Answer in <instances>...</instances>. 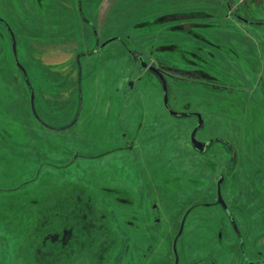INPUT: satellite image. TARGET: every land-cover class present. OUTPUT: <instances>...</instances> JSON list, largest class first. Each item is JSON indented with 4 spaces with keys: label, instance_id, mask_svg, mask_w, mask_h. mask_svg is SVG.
Returning <instances> with one entry per match:
<instances>
[{
    "label": "rangeland",
    "instance_id": "rangeland-1",
    "mask_svg": "<svg viewBox=\"0 0 264 264\" xmlns=\"http://www.w3.org/2000/svg\"><path fill=\"white\" fill-rule=\"evenodd\" d=\"M25 1L29 8L23 7L22 0H0V135L6 140V150L0 149V264H146L145 258L152 251L153 263H161L164 243L156 251L155 234L153 249L145 254L150 232L143 212L148 208L150 189L157 185L163 188L162 215L172 223L175 214L180 210V217L191 202L212 198L210 182L214 183L217 167L222 164L221 171L226 174L224 194L236 196L233 188L239 181L235 176L229 178L232 173L242 174L243 183L249 187V211L244 213L248 216L246 248L249 253L253 248L260 249L264 256V186L260 182L264 175V0ZM66 2L72 9L65 6ZM6 21L14 29L16 53L13 31ZM49 47L52 52L47 56ZM73 47L80 76V67L83 70L84 101L81 97L77 103L73 95L69 97L68 114L59 113L68 94L64 95L66 89L61 88L58 69L48 74L50 64L39 60L50 62L57 54V61H62ZM135 53L143 62L164 65L180 77H191V71L204 69L196 74L200 76L197 84L170 79L169 104L179 111L197 110L198 103L209 110L206 105L211 101L215 116L212 121V116L207 118L208 126L201 128L198 136L206 132V136L230 141L237 153L236 166L231 167V149L220 139L199 155L188 146L196 118H176L168 112L163 84L135 62ZM209 53L215 60L211 64L201 60ZM20 62L28 67L34 82V104L43 119L41 131L49 122L51 126L62 125L60 133L52 134L50 129L41 132V150L51 152L52 146L58 149L55 157L40 158L31 169L23 168L20 157L25 159L28 153L31 157V152L26 151L21 136L16 138L31 127L27 118H33L30 89L19 85L16 76V64ZM34 64L39 67L35 73ZM205 73L215 74L220 82L232 77L236 83L229 82L231 87L226 91L201 87L199 81L207 76ZM50 82L52 86L57 84L48 89L55 100L45 106L39 87L47 88ZM117 99L125 103L123 116L132 120L126 125L130 136L142 147V155L146 154L140 166L152 162L153 156L158 158L143 168L137 165L133 178L131 167L130 182L124 156L108 152L113 139L108 129H117V118L122 115V109L113 110ZM40 106L47 107L46 113ZM139 119L142 126L137 124ZM168 124L170 129L181 131L186 146L179 148L174 132L167 137V128L161 130ZM123 130L121 126L119 132ZM163 144L168 146V158L161 165L157 164L161 160L158 149ZM103 150L105 155L101 154ZM193 154L198 162L193 163ZM110 202L120 219H126L125 224L135 220L142 227H119V220L109 210ZM232 202L236 206L237 201ZM101 212L106 216L100 219ZM198 212H214L217 221L223 217L214 205H199L191 211ZM83 214L87 216L82 218ZM71 226L74 236L64 244L63 232ZM216 228L197 231L186 225L180 243H190L194 257L200 259L205 256L203 242L216 240ZM171 231L165 235L169 243L176 234V230ZM56 234H60L57 240L53 237ZM234 234L225 228L222 240L233 243ZM218 253L219 264H233L238 257L225 244L220 245Z\"/></svg>",
    "mask_w": 264,
    "mask_h": 264
},
{
    "label": "flooded vegetation",
    "instance_id": "flooded-vegetation-1",
    "mask_svg": "<svg viewBox=\"0 0 264 264\" xmlns=\"http://www.w3.org/2000/svg\"><path fill=\"white\" fill-rule=\"evenodd\" d=\"M67 3V2H66ZM232 2H230L231 4ZM67 8H69L67 6ZM233 8V7H231ZM71 9V8H70ZM234 8L232 10V12H234ZM242 20H244L243 17H240ZM0 19H2L0 17ZM3 20V19H2ZM8 24V27L12 28V31L14 33V29L13 27L10 25L9 21H6ZM251 24H256L259 25L258 22H254V21H249ZM15 35V34H14ZM231 40V39H230ZM90 53V51L88 52ZM84 55V54H83ZM86 55V54H85ZM82 56V55H81ZM79 57V56H78ZM133 57V56H132ZM133 59L135 60V62L138 64H141V66H143L145 68V71H151L152 73H154L158 79L160 80V82L163 84L164 86V82H166V84H169L170 79L172 80H182L185 79L187 81H189L190 83L193 82V84H197V77H200L196 74H199L202 70H194L191 72H194V76L191 77H186V76H182L180 77V75H176L172 70L167 69V67H165L164 65H155L152 62H143L142 58L139 57V55H137V53H135V56L133 57ZM204 62H209L211 64V62L215 61L213 58L212 53L204 54L203 58L201 59ZM20 61V60H19ZM18 61V62H19ZM80 61V59H79ZM142 62V63H141ZM21 63V62H20ZM17 63L16 64V68L18 69L20 75L22 76V78L24 79L23 83L26 85V87H28L30 89V98L32 97V91H34L35 94V87H34V82H32V80L30 79L29 76V69L28 67H26L23 63ZM76 63H77V59H76ZM79 63H78V69H79ZM33 70H36L37 65H33ZM26 71V72H25ZM79 72V71H78ZM207 76H201V81H199L202 86L201 87H209L214 89V88H219L222 91H226L229 90V82L234 84L236 83L235 80L232 77H226L227 82H223V81H218L215 80V78H217V76L214 74L213 76L211 75V73H205ZM140 78H143L142 76ZM179 78V79H177ZM81 80L82 77L80 78ZM223 80V79H220ZM233 80V81H231ZM239 80V79H238ZM131 85L133 86L134 84L131 82ZM36 97V96H35ZM165 102V99H164ZM202 101H200L201 103ZM115 104L117 105L116 107H113V110H120L122 109V115L121 113L119 114V118H117V129H113V130H109L108 129V134L111 135L113 137V139L111 140V150H109L108 152H118L119 154H122L124 156V160L123 162L129 165V172L130 174L128 175L129 178V182L131 179V167H132V178H133V169L136 168L137 165H139L140 168H143L144 166L147 165H151L152 162H154V158L158 159L157 156H153L152 157V162H148L146 161L145 165H142V160L145 158V155H142L141 152V146L140 144H137L136 139L132 136H130L127 127L129 123H132L131 119H126L123 115V111H124V104H120V100L117 99L115 101ZM128 104V103H127ZM126 104V107H127ZM166 104V108L168 110V112L176 117V118H181V117H186V116H193L194 118H196V125L192 128V130H194L197 127V131H196V139L200 142L203 143V148L201 149L198 146H195V144L192 141V134L190 136V139L188 138L191 148L194 150H197L195 153H198L200 151H206L209 146L212 144V142L216 139H220L216 138V135H212L209 134L208 136H206V132L204 133V135L202 136H198V132L201 130V128L208 126L207 124V118H211V121L213 119L214 113L213 111H211V101H208L207 105L209 107V110H207L205 107H201L199 105V103L197 104V110L196 109H189L188 111H179L177 109H172V107L169 104V101ZM205 104V103H204ZM203 108V109H202ZM36 109V108H35ZM37 110V109H36ZM32 111L34 113L33 107H32ZM38 113V111H37ZM39 114V113H38ZM35 114V117L37 118V120L39 121V123L42 124V117L40 116V114ZM122 116L124 118V123H123V119ZM121 117V119H120ZM140 123L142 126V121L139 119L137 124ZM70 124V123H69ZM136 124V125H137ZM211 124V122H210ZM44 125V124H43ZM47 125V124H45ZM127 125V127H126ZM122 126V128L124 129L122 132H119V128ZM167 130L165 132H168L166 134L167 137L171 136V133L174 132V136L178 138V144H179V148H183L185 144V141H181V131H179V129H174L171 128L169 124L162 128L161 130L166 129ZM207 129V128H206ZM205 129V130H206ZM191 130V133H192ZM129 135V136H128ZM220 141L224 142L225 144L228 145V147L231 149V155L230 158H232V166L234 165L236 166L237 164L234 163V160H237V153L235 151V146L229 141L227 142L225 138L220 139ZM102 143H104V140H101ZM234 149V150H233ZM159 152V157H160V162H158L157 164H161L162 165V161H164L165 158H168V146H165L164 144L161 146L160 149H158ZM193 152V151H192ZM102 155H105L106 152H104V150L101 153ZM148 158V157H147ZM192 161L193 163H195L196 161L198 162V158L195 154H193L192 156ZM262 159L264 160V153L262 154ZM120 160V159H119ZM137 162L139 164H137ZM237 162V161H236ZM228 160L225 161L224 164H227ZM264 163V161H263ZM56 164V163H55ZM118 164V173H120L121 171V165L120 162L117 161ZM60 165V166H59ZM59 165H55V166H59L61 167L62 162H59ZM223 165V164H222ZM222 165H220V167H217V171L215 173H218L217 176H215L214 179V183H212V181L210 182V187H211V191L213 192V196L210 200H204V201H199L198 204H196V201H193L189 204V206L181 213L180 217L178 215V211L174 218L172 219V223H168L163 217L162 215V208L161 205H163V188H160V186H155L153 188L150 189V192L148 194V201L149 204L147 205L148 208H146V210H142L141 213L143 212L144 217H146L148 219V225H146L148 232H150V235L148 237V240L145 243V254L147 255L149 251H151L153 249V234H155V237L158 236L157 238V246H156V251L157 249H159L158 247L160 245H163V247L161 248V255H160V260L161 263H153V251L151 252L150 256L148 258H145L146 264H149L150 262H152V264H219L218 260H216L217 258V253H218V248L220 247L221 244H225L227 247H229L231 253L236 252V254L238 255V257L234 260L233 264H264V256H263V252L260 249H255L253 248L252 252L249 253L247 251L246 248V238L248 237V231L246 228V220L248 219V216H246L244 213H246V211L248 210V197H249V187L247 185H245L244 179L242 177V174H237V173H232L230 174L229 178L231 179V176H235L239 183H235L234 184V190L236 193L235 197H230L229 194H224L223 190H222V183L226 180V174L225 171H221ZM260 182H263V186H264V175L261 176L260 178ZM219 187L221 190V195H222V200H220V194H219ZM238 187V188H237ZM129 189L132 190L131 185L128 186ZM156 190V195L153 194V190ZM237 201L236 206H234L232 201ZM126 201V200H124ZM111 208L109 209L113 215L115 216V218H117V220H119V227L121 228H128L130 230H135V229H140L142 227L141 224H139L138 222H136L135 220H132L131 223H126L125 224V220H121L119 217V211H117L115 209V207L113 206V203L110 202ZM199 205H205V206H210L212 207V205L215 206V208H218L221 210V212L223 213V217L217 221L214 212H198V213H191V211L199 206ZM249 211V210H248ZM159 214H161V216H159ZM86 214L82 215V218L86 217ZM106 216L105 212H101L99 215V218H104ZM179 220L177 222V226L175 228L172 229V224L178 219ZM151 218H153L151 220ZM104 221V220H103ZM124 224H123V223ZM263 222V217L261 218V223ZM102 226H104V222H102L101 224ZM189 225L192 227V229L197 230V231H203L205 229H208L210 227H217L216 228V240L215 241H204L203 242V251L205 256L201 257L200 259H197V257H194L193 251H192V246L190 243H183L181 244L180 242V237L183 234V231L185 229V226ZM83 227H88L83 226ZM253 227L252 224H250V228ZM227 228L231 231H233L234 237H235V242L233 243H228V242H224L222 240V235H223V230ZM253 229V228H251ZM171 231V233L176 230V234L175 236L172 238L171 243L168 242V239L165 238V235L167 234V231ZM220 230V231H219ZM219 231V232H218ZM64 244L69 243L70 239L73 238L74 236V227H67L64 232ZM55 240L60 238V234H56L53 236ZM67 240V241H66ZM135 243V242H133ZM207 248V251H205V249ZM219 254V253H218ZM145 255V256H146ZM208 258V259H207ZM151 260V261H150ZM149 262V263H148ZM221 264V262H220Z\"/></svg>",
    "mask_w": 264,
    "mask_h": 264
},
{
    "label": "crops",
    "instance_id": "crops-1",
    "mask_svg": "<svg viewBox=\"0 0 264 264\" xmlns=\"http://www.w3.org/2000/svg\"><path fill=\"white\" fill-rule=\"evenodd\" d=\"M212 1H215V0H212ZM218 1H221V2L223 1V3L227 2V0H218ZM228 2L230 3L231 1H228ZM22 3L24 4L23 7L29 8V6L26 5V4H28L27 1L22 0ZM65 6H68L71 9L73 7L68 2L66 3ZM15 39H16V37H15ZM16 44H17V40H16ZM48 44H49V46L52 45V43H48ZM55 44H61V43L57 42ZM98 47H99V42H98ZM46 49H50V52L48 54H46L48 56L52 52V49L50 47L46 48ZM75 54H74V47H73L72 49L69 48V52L64 55V60H62V61H60V60L57 61L58 60L57 59L58 58L57 54L52 55V57L55 58V59L51 60L50 62L45 61L43 57H42L43 60H39V61H42L43 64L44 63H49L50 64L51 67L48 68V72H47L48 74H50L52 72H56V70L58 69L57 72H58L59 77L61 78V84L63 83L61 88H65L66 89L64 91V95L68 94V96H66V97H64L62 99V105L58 108V112L59 113H67L68 114V112H67L68 111V107L67 106H68V104H70L69 103V101H70L69 97L72 98V96L74 95L75 98L77 99V103L79 101H81V97H83V88H82L83 80L80 79V77H82V79H84L83 70H82V67H80L81 68V76H80V72H78L79 69L77 67L78 65L76 63L77 54L76 55ZM81 55H83V54L81 53ZM40 59H41V56H40ZM81 65H82V60H81ZM35 72H37V71L34 70L33 73H35ZM16 76H17V78L19 80L18 81L19 85L22 84V87H24L25 84L21 83V81H20V78L22 79V76L20 75L19 71L17 72ZM65 85H67V87H65ZM55 86H57V84L54 83V85L52 86L51 82H50V83H48L47 88L42 87V86L39 87L41 89V96L40 97L44 101L45 106H47L48 103H52V100H55V98L52 96V94H50V92H48L49 88H52V87H55ZM35 96H36V91H35ZM35 100H36V97L34 98V101ZM83 101H84V97H83ZM74 102H75V100H74ZM83 103L84 102H82V104ZM30 106H31L30 108L32 110L31 100H30ZM45 106L44 107L40 106V108L46 113L47 107H45ZM51 112H52L51 108H49L48 114H50ZM32 116H33V118H30V119H29V117L27 118L28 121H29V124L31 125V127L28 128L27 130H23L22 134L21 135L19 134L16 137L17 140H19V137L21 136L20 138H23V140H24V145L26 147V151L31 152V157H30V153L27 154V157H25V159L22 156H20L21 159H23V161H24L23 168H30V169L35 167V163L37 161H39L40 158H44L45 159L46 156H49V158H50V156L51 155L53 156V154H54V157H55L56 151L58 149L57 147H53L52 146L51 152H50V150L49 151L41 150V148H40L41 137L44 135L41 132H43V131L47 132V129H50V130H52V134H54V133H58V132L60 133V129H62V125L57 126L56 124H53L54 126H51V124L49 122L48 125H45V124L43 125V126H45L43 128L44 130L41 131L42 124L39 123V121L35 117L33 111H32ZM71 120H73V118ZM7 121L8 120L6 119V122ZM10 135L11 134H9V136ZM7 136H8V133L6 134V137ZM3 140H4L3 137L0 135V149L2 151L6 150V148H5L4 144H3L4 141L6 142V140H4V141ZM15 142H16V140H15ZM6 145H8V144H6ZM26 162H27V164H26Z\"/></svg>",
    "mask_w": 264,
    "mask_h": 264
},
{
    "label": "water",
    "instance_id": "water-1",
    "mask_svg": "<svg viewBox=\"0 0 264 264\" xmlns=\"http://www.w3.org/2000/svg\"><path fill=\"white\" fill-rule=\"evenodd\" d=\"M12 35H13V39H14V50H15V53H16L17 44H16V39H15V36H14L13 32H12ZM164 90H165V103H167L169 101V98H168V85L166 84V82H164ZM34 98H35V94H34V91H32L31 103H32V107H33L34 113L37 114L36 109H35V104H34V102H35ZM196 131H197V127L192 132V141L195 144V146H198V147H200L202 149L203 146H201V145H203V143L196 139V137H195ZM219 194H220V200L223 201L220 187H219Z\"/></svg>",
    "mask_w": 264,
    "mask_h": 264
}]
</instances>
